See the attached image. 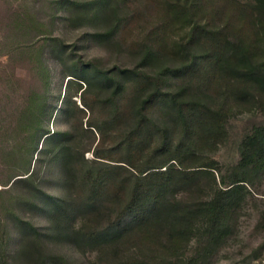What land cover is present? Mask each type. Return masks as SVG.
Returning a JSON list of instances; mask_svg holds the SVG:
<instances>
[{"label":"rangeland","instance_id":"obj_1","mask_svg":"<svg viewBox=\"0 0 264 264\" xmlns=\"http://www.w3.org/2000/svg\"><path fill=\"white\" fill-rule=\"evenodd\" d=\"M243 1L0 0V264H52L50 256L109 264L108 250L85 244L86 227L97 226L101 202H125L134 178L123 169L113 174L90 207L85 183L112 167L163 160L190 141L176 105L220 104L203 36L219 29L232 40ZM262 123L258 106L228 112L221 140L207 153L217 181L233 171L245 137ZM182 159L186 166L188 156ZM252 180L210 253L205 240L170 251L133 231L115 262L264 264V175ZM139 216L134 210L115 226Z\"/></svg>","mask_w":264,"mask_h":264},{"label":"trees","instance_id":"obj_2","mask_svg":"<svg viewBox=\"0 0 264 264\" xmlns=\"http://www.w3.org/2000/svg\"><path fill=\"white\" fill-rule=\"evenodd\" d=\"M237 7L239 29H236L232 40L225 39L223 30L219 29L208 30L203 36L209 43L206 59L212 62L210 73L214 75V85L221 88L220 104L214 109L200 104L176 105L184 120L185 136L190 141L178 142L163 160L140 168L112 167L85 183L88 189L85 203L90 207L94 197L104 196V188L112 182L113 174L123 169L134 178L130 196L125 202L118 200L113 208L101 202L96 206L93 220L97 226L86 227L85 244H97L98 250H108L111 256L109 264H127L115 262V256L133 231L143 241H158L161 247L164 245L163 249L170 251L180 250L193 238L198 243L205 240L204 253H210L226 236L227 221L238 210L247 192L245 184L250 185L254 177L264 175V0H244ZM197 72L191 71L194 75ZM246 105L261 109L263 123L245 137L241 159L233 171L220 175L217 181V164L207 153L221 140L228 112ZM190 110L193 111L191 115L188 114ZM190 118L192 122L188 124ZM193 147L196 151L192 150ZM184 156L189 158L186 166L182 159ZM126 180L116 181L117 187ZM71 184L75 187V182ZM179 190L193 194V199L175 197ZM134 210H140L138 218L115 226ZM106 217H112V220L99 226V221ZM81 232L78 229L74 236H82ZM74 241L79 243L77 239ZM27 242L22 245L24 249ZM48 260L52 264H67L56 256H50ZM129 264L149 263L133 261ZM178 264L196 262L194 259H182Z\"/></svg>","mask_w":264,"mask_h":264}]
</instances>
